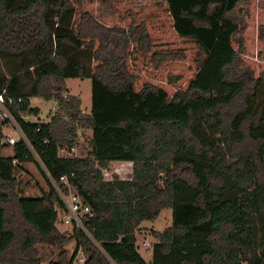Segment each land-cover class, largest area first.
<instances>
[{
	"label": "trees",
	"instance_id": "trees-1",
	"mask_svg": "<svg viewBox=\"0 0 264 264\" xmlns=\"http://www.w3.org/2000/svg\"><path fill=\"white\" fill-rule=\"evenodd\" d=\"M258 0H0V93L25 139L2 155L0 263L39 264L60 242L55 184L69 177L91 215L73 228L85 264H264V7ZM56 17V21H55ZM91 54L86 65L72 53ZM254 50L260 60L253 58ZM90 78V113L66 78ZM25 81L31 82L29 90ZM18 99L21 102L18 104ZM53 100L49 120L34 101ZM78 128L84 157H64ZM8 145V143H7ZM10 145V144H9ZM37 157V158H35ZM43 167L48 190L19 194L15 172ZM112 161L129 180H104ZM62 186V184H60ZM170 207L146 262L135 231Z\"/></svg>",
	"mask_w": 264,
	"mask_h": 264
},
{
	"label": "rangeland",
	"instance_id": "rangeland-1",
	"mask_svg": "<svg viewBox=\"0 0 264 264\" xmlns=\"http://www.w3.org/2000/svg\"><path fill=\"white\" fill-rule=\"evenodd\" d=\"M158 0H132V5L137 9H144L147 4H154ZM260 6L264 7V0H258L257 3ZM113 13V10L110 6V0H96L94 15L97 18L110 15ZM55 17V21H56ZM73 58L78 59L80 63L86 65L91 62V54L85 50L80 49L79 51H74L72 53ZM253 58L256 61L260 60V56L254 50ZM4 64L7 63L0 59V72H4ZM66 87L70 94L79 96L81 100V110L85 113H90L92 105V89H91V80L90 78H66L65 79ZM25 89L29 90L31 82L25 81ZM39 113L33 115L36 118H31V120H41V122L49 120L52 116L54 110L53 100H39L34 101ZM78 137L75 139L74 145L71 149L63 147L59 151L60 156L64 157H84L87 155L88 143L87 140L91 135V131L87 128H78ZM22 137V132L19 129L18 125H15V122L12 120L10 122L3 121L0 118V142L5 146L2 148V155L10 156L12 153V145H7V140L13 138L17 140L18 137ZM19 137V138H20ZM37 158V157H35ZM24 170L17 169L15 172L17 188L19 194L25 196H39L42 192L48 190V185L46 184L45 178L43 177L42 171L43 167L38 166L35 162H26L23 164ZM102 176L104 180H113L118 178L119 180H129L132 177V165H129L126 162L112 161L106 168L101 169ZM68 189L59 186L58 196L68 193ZM66 210H62L57 207V219L56 227L60 234V242L52 244H36L35 247L38 251L39 264H68L70 262L76 246V241L72 236L73 228L83 230L84 227L80 223L79 225L71 224L65 220ZM172 222V210L170 207L162 209L158 216L153 219H145L141 221L138 228L135 231L136 235V246L140 254L144 258H151L152 256V246L158 240V234L162 232L166 227H168ZM88 258V252L84 247H79L73 261L71 264H85L86 259ZM5 264V263H0ZM111 264H113L111 262ZM245 264V263H244Z\"/></svg>",
	"mask_w": 264,
	"mask_h": 264
},
{
	"label": "built area",
	"instance_id": "built-area-1",
	"mask_svg": "<svg viewBox=\"0 0 264 264\" xmlns=\"http://www.w3.org/2000/svg\"><path fill=\"white\" fill-rule=\"evenodd\" d=\"M10 104L12 103V99L8 96H5L4 93H0V118L3 119V121H14L15 125H17L14 116L12 115L9 107L6 104V101ZM18 104L21 102L20 99H18ZM31 115V114H30ZM28 114H22L21 117L23 118H29ZM31 118H36L33 115H31ZM20 129V128H19ZM23 135V134H22ZM20 137V136H19ZM17 140H14L13 138H9L7 141L8 144L12 145L22 137H20ZM22 139H25L24 136ZM69 177H73V173H70L69 175L65 174L60 176L59 178V184H55V189L57 190V193H59V186L62 184L63 187L67 188L69 191L66 195L62 194L59 197L63 201L65 205L66 214H65V221L71 224H75L76 226L80 223L82 224L83 221L87 218V216L91 215L90 207L87 203L84 202V200L80 197V195L74 190L71 183L69 182Z\"/></svg>",
	"mask_w": 264,
	"mask_h": 264
},
{
	"label": "crops",
	"instance_id": "crops-1",
	"mask_svg": "<svg viewBox=\"0 0 264 264\" xmlns=\"http://www.w3.org/2000/svg\"><path fill=\"white\" fill-rule=\"evenodd\" d=\"M13 152V151H12ZM11 155H12V153H11ZM10 155V156H11ZM119 162H122V161H119ZM125 162V161H124ZM126 163H128L129 165H132V163L131 162H126ZM137 247V246H136ZM152 250V249H151ZM137 251H138V248H137ZM138 253L140 254V251H138ZM141 255V254H140ZM142 256V255H141ZM142 258L146 261V262H149L150 260H151V258H144L143 256H142Z\"/></svg>",
	"mask_w": 264,
	"mask_h": 264
},
{
	"label": "water",
	"instance_id": "water-1",
	"mask_svg": "<svg viewBox=\"0 0 264 264\" xmlns=\"http://www.w3.org/2000/svg\"><path fill=\"white\" fill-rule=\"evenodd\" d=\"M2 145H5V143H3Z\"/></svg>",
	"mask_w": 264,
	"mask_h": 264
}]
</instances>
